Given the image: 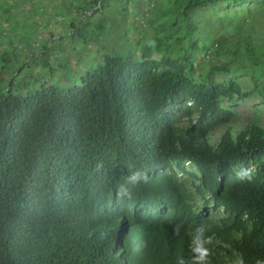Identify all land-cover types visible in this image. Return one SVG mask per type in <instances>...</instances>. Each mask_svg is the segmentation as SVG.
<instances>
[{
  "label": "trees",
  "instance_id": "16d2710c",
  "mask_svg": "<svg viewBox=\"0 0 264 264\" xmlns=\"http://www.w3.org/2000/svg\"><path fill=\"white\" fill-rule=\"evenodd\" d=\"M100 2L102 7L93 10ZM136 2L123 0L124 11ZM251 3L255 8L264 6V0H157L153 8L150 2L153 12L175 20L170 27L167 22L158 27L156 34L162 39L156 37V44L163 40L170 48L180 47L170 36V29L179 25L188 29L189 44L180 47L183 53L179 56L185 57L188 74L193 75L196 70L190 66L186 52H208L213 34L224 30L223 23L225 28H232L239 22L241 29L246 20L256 31V17L249 20L246 15L242 19L238 16ZM4 5L0 2V8ZM206 5L223 6L224 14L200 12ZM60 7L53 11L56 17L67 19L68 10L78 13V6L72 3ZM79 7H89L99 18L83 21L77 14L68 18L72 44L103 47L117 38L115 44L120 42L125 50L120 54L107 52L105 66L89 72L76 87L40 82L41 87L26 94L15 92L12 83L10 88L0 89V264H177L180 258L188 262L195 255L189 251L190 230L200 223L213 230L210 219L193 204L191 195L172 177L149 179L132 188L127 198L117 196V186L131 171L161 166L159 149L177 131L172 127L162 129L156 115L160 99L193 97L203 106L217 108L216 92L233 97L242 95V87L237 80L230 81L229 88L213 92L180 78L146 80L133 89L129 81H118V76H125L129 70L124 56L129 44L125 15L116 23L106 14L109 0H89ZM194 12L201 13L198 21L190 17ZM220 15L217 23L215 18ZM199 33L204 37L200 44L196 42ZM47 44L44 53L55 50ZM59 49L69 59V45ZM73 49L72 54L80 57L77 48ZM222 49L240 59L238 73L252 68L250 72L262 81L264 91V43L256 44L239 33L234 40L222 37L217 50ZM61 66L66 68V63ZM224 67L222 72L234 74ZM221 110L224 116L229 114L222 106ZM259 135L249 153H240L242 157L264 156V128ZM146 136L148 140L144 141ZM172 160L181 163L182 157ZM210 184L214 189L219 186L215 180ZM259 189L248 192L246 199L251 218L264 220V187ZM150 206L162 209L169 219L145 213ZM122 216L134 223L131 232L122 233ZM177 225L178 235L173 232ZM236 225L244 228L245 223L238 217ZM222 231L224 234L218 229L214 233L227 239L229 228ZM246 252L250 253L251 264L255 258L264 259V244L249 246ZM210 259L211 264H220L213 256Z\"/></svg>",
  "mask_w": 264,
  "mask_h": 264
},
{
  "label": "clouds",
  "instance_id": "9594fccd",
  "mask_svg": "<svg viewBox=\"0 0 264 264\" xmlns=\"http://www.w3.org/2000/svg\"><path fill=\"white\" fill-rule=\"evenodd\" d=\"M88 2L89 0H69V2L62 0L60 4L65 7L71 3L78 6V13L74 11V14H77V17L81 16L80 19L83 21L87 17H96L97 20L98 15L93 16L89 7L80 9L79 6H84ZM150 2L152 8L156 6V2L153 3L152 0H143L142 3L137 0L134 6H127L129 11L126 12L123 8V0H109V9L114 11L113 14L116 13L113 19L116 23H120L121 15H125L124 26L129 33V44L124 55L129 63V70L125 76H118V81H129L135 89L146 80L171 81L181 78L214 92L216 88H229L228 83L237 80L242 87V95L236 94L232 97L216 92L217 97L214 96L218 103L217 108L203 106L193 97L182 100L160 99L156 103V115L162 124V129L172 127L177 132L172 133L159 149L161 166L131 171L124 183L117 186V196L129 197L132 188L141 183H147L149 179L172 177L184 191L191 195L194 199L193 204L201 207V211L208 216L211 221V223L208 222L209 226H213L211 230L205 223H200L190 230L189 251L195 255L191 256L188 262L180 258L177 264H211V256L220 264H251L250 253L246 250L254 244H264V220L258 217L251 218L246 195L252 190H260L259 188L264 187L262 171L264 156L245 159L240 153H249L251 146L260 138V129L264 128L262 81H258L259 77L256 74L253 75L251 70L248 71L247 67L243 72L240 70L241 73H238L240 59L225 54L223 49L217 50L219 41L222 39L217 35L223 32L222 29L213 34V42L209 45L208 52H186L190 66L196 70L193 75H189L185 57L179 56L182 52L180 47L185 48L189 44L186 39V36L190 37L188 29L183 26L181 28L180 25L170 29V36L174 41L179 42L180 47L170 48L163 40L157 45L155 38H161L160 34H156L158 27L166 22L167 27H170L175 20L169 16L160 17L153 12L148 5ZM101 7L102 2L98 3L93 10ZM203 11L224 14L225 8L206 5L200 12ZM200 12H194L190 14V17L198 21ZM68 13H70L69 10ZM220 18L221 15L215 18L217 23ZM129 19H131L130 22ZM223 26L225 30L224 23ZM219 27H221L220 23ZM65 31H69V28ZM189 31H192V26ZM112 38L109 36L110 40ZM180 38L183 39L182 43L179 41ZM116 39L111 45L106 44L103 47L93 44L86 46L90 50L87 60H98L100 61L98 68L101 65L104 67L106 64L104 57L107 52L120 54L125 50L120 42L118 45L115 44ZM200 40H204L202 33L198 34L196 42L199 43ZM105 42H109L107 37ZM66 45H71V50L75 48L72 43ZM71 50L69 59L79 58L73 55ZM244 57L243 59L248 61L247 57ZM224 66H228L230 72L234 74L222 72L221 69L226 70ZM244 74L251 75V86L244 84L242 79ZM220 105L228 111L227 116L222 113ZM148 137L146 136L144 141L148 140ZM262 141H264L263 136ZM175 156L182 157L181 163L172 160ZM211 180L218 182V188L212 187ZM144 211L150 216L157 214L162 220L169 219L168 215L156 206H150ZM238 217L242 223H245L244 228L236 225ZM133 226L134 223L130 219L122 216L120 224L122 233L125 230L131 232ZM223 227L229 228L227 239L221 235V233L224 234ZM216 229L221 233L215 234ZM179 230V225L174 227V234L178 235ZM252 264H264V259L255 258Z\"/></svg>",
  "mask_w": 264,
  "mask_h": 264
},
{
  "label": "rangeland",
  "instance_id": "374dc122",
  "mask_svg": "<svg viewBox=\"0 0 264 264\" xmlns=\"http://www.w3.org/2000/svg\"><path fill=\"white\" fill-rule=\"evenodd\" d=\"M2 1L5 5L0 8L1 90L10 88L12 83L15 92L26 94L41 87L40 82L72 88L81 85L82 78L97 69L100 61L93 59L88 61L90 50L81 45V42L73 44L81 57H73L69 60L61 55L59 47L71 44L69 39H63L71 35L70 31H65L68 30L69 20L53 14L57 5V9H61L59 5L62 0H0ZM152 2L155 3L157 0ZM38 5L41 7L39 8ZM246 10L239 12L238 16L242 19L246 15L249 20L256 17L254 24L256 31H252L251 23L245 20L243 28H239V22H234V27L226 26V31L223 30L217 36L234 40L239 33H242L243 36L254 39L256 44H263L264 6L255 8L251 3ZM113 12L112 9H108L106 14L113 19L116 16ZM67 15V18L74 16L72 13ZM97 17L99 18V15ZM45 43L46 46L49 43V46L55 50L44 53ZM69 48L71 50V45ZM47 57H50L48 61H46ZM63 58L66 59L61 61ZM65 63L66 68H63L61 65ZM247 70L250 71L252 68ZM242 79L246 86L252 85L250 74H244Z\"/></svg>",
  "mask_w": 264,
  "mask_h": 264
}]
</instances>
